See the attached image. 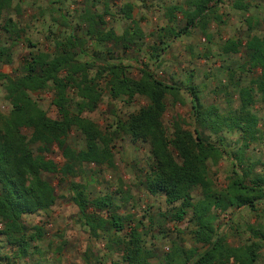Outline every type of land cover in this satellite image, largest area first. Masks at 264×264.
I'll return each instance as SVG.
<instances>
[{"label":"trees","instance_id":"obj_1","mask_svg":"<svg viewBox=\"0 0 264 264\" xmlns=\"http://www.w3.org/2000/svg\"><path fill=\"white\" fill-rule=\"evenodd\" d=\"M14 1L0 0V31L5 38L3 43L0 42V62L4 64L12 62L11 49L23 33L13 18L5 17L13 8L18 12ZM93 1L103 4V12L94 13L92 8L82 12L79 21L84 30L82 26L78 29L84 31L83 36L71 29L64 37L54 40L52 52L30 51L16 73L10 77L0 74V81L5 82V100L10 106L7 113L0 112V236L9 246L16 247L18 257L27 256L29 242L37 240L39 229L36 228L35 236L28 234L22 216L47 210L57 199L54 187L43 175L54 174L62 180L79 176L84 165L111 166L112 142L124 133L132 142L149 145L151 164L144 174L146 191L152 195L162 194L168 206L177 205L163 218L179 223L190 213L189 221L195 225L191 230L195 242L193 248L185 249L172 243L170 249L160 256L143 245L138 228H131L126 239L115 236L114 244L121 246V258L125 264H256L264 248V223L249 225L250 241L232 246L227 242V234L214 227L213 215L230 208L255 212L259 205H264V172L256 170L258 165L264 167V162L246 159L250 145L264 138V121L260 124V118L251 110L257 103L264 105V33L251 35L244 42L237 39L223 44L224 54H236L242 48L245 58L242 70L258 73L250 86L240 88L236 110L223 117L213 107L203 108L195 89L189 88L195 98L192 105L195 127L188 130L183 120L174 117L169 128L163 122L166 97L170 96L173 103L183 105L178 87L158 79L147 66L139 70L138 78H133L121 62L102 59L98 64L91 58L81 59L82 56L89 57L88 41L112 43L116 50H128L143 38L138 27L121 36L107 29L105 16L112 0ZM225 1L186 0L182 7L170 6L167 19L172 21L176 14H180L185 23L174 32L175 38L188 34L192 28L205 31L212 19L220 20L215 14ZM228 1L234 10L249 12L247 0ZM132 12L130 3L120 9V15L130 22ZM246 21L249 27L251 18ZM61 22H66L64 15ZM6 41H9L8 46ZM151 56L158 57L153 53ZM100 80H105L112 100L128 101L136 96L146 100L144 106L126 119H117L114 130L108 133H102L83 116L86 112H93L100 102ZM47 89L53 94L51 104L57 110L56 119L48 117L31 97V94ZM224 128L238 133L239 144L226 187L217 191L209 177L208 163L217 165L226 152L212 143L204 131L219 134ZM24 129L30 132L29 136L22 132ZM72 130L82 136V149L74 150L67 143ZM53 146L61 151L64 159L60 168L46 156ZM244 162L249 165L238 170L237 166ZM197 188L200 199L194 201L192 191ZM70 189L72 201L90 234L119 233L124 230L125 222L130 221L129 216L117 213L118 207L110 195L89 200L83 185L72 183Z\"/></svg>","mask_w":264,"mask_h":264},{"label":"rangeland","instance_id":"obj_2","mask_svg":"<svg viewBox=\"0 0 264 264\" xmlns=\"http://www.w3.org/2000/svg\"><path fill=\"white\" fill-rule=\"evenodd\" d=\"M185 1L112 0L108 15L105 16L107 29L121 36L125 31L138 27L143 38L128 50H116L112 43L88 41L89 57L82 56L81 59L91 58L98 64L102 63V59L121 62L127 74L133 78H138L139 70L147 66L158 79L178 87L179 97L184 102L183 105L175 104L170 96L166 97V112L163 116L165 125L170 128L173 118L178 117L183 120L184 127L192 131L195 127L192 109L195 98L189 88L195 89V95L203 108L213 107L224 117L238 107L240 88L250 86L255 81L258 74L256 71L242 70L245 62L242 48L236 54H224L222 47L227 40L239 39L244 42L251 35L264 33V3L261 0H247L250 4L249 12L242 13L234 10L227 0L217 8L215 16L220 17V20L212 19L213 22L205 31L192 28L188 34L175 38L174 32L185 23L180 14L169 21L166 17L167 9L170 6L182 7ZM125 3L133 5L132 22L120 15V9ZM14 5L18 6V12L13 8L5 17L13 18L23 33L11 49L12 62H0V74L9 77L16 73L30 51L52 52L54 40L64 37L71 29H76L78 35L83 36L84 26L79 16L85 9L92 8L94 13L99 14L103 12V4L93 0H15ZM62 15L65 23L61 22ZM247 18L252 20L249 27ZM78 26H82L83 30H79ZM3 41L5 38L0 31V42ZM6 42L8 46L9 41ZM152 48L157 50L153 51ZM151 53L158 57L152 58ZM98 83L100 102L93 112H86L83 116L92 121L102 133L111 132L117 119H126L146 104V100L139 96L128 101L112 100L105 80ZM4 85L5 82L0 81V112L7 113L10 106L5 100ZM70 95L73 97V93ZM31 97L48 117L58 118L57 110L51 104L53 94L49 89L33 93ZM251 110L262 124L264 105L257 103ZM22 132L26 136L30 134L26 129ZM204 134L226 152L217 165L208 163L209 177L215 190L219 191L226 187L227 178L231 175L233 156L239 144L238 133L224 128L219 134L208 130ZM67 143L74 150L84 147L82 136L75 130L69 133ZM112 144L111 166L84 165L79 176L62 180L54 174L43 175L54 187L56 202L47 210L22 216L28 234L35 236L36 228L39 229L37 240L29 242L27 256L18 257L16 247L9 246L0 236V264H125L121 258V246L114 244V239L115 236L126 239L131 228H138L143 245L157 256L167 252L172 243H178L185 249L195 246L191 234L195 225L189 221L190 213L179 223L164 219L163 216L173 212L177 205H166L162 194H149L144 187V174L151 164L149 145L132 142L124 133L114 138ZM46 156L58 168L64 164L61 151L56 146ZM247 158L250 162H264V138L250 145ZM246 165L249 163L244 162L237 169H243ZM256 170L264 172V167L258 165ZM72 183L83 185L89 200L104 194L110 195L118 207L117 213L130 217V221L125 222L124 230L119 233L98 232L97 236L90 234L72 201ZM200 194L198 188L192 191L194 201L200 199ZM213 219L214 227L227 234L230 245H243L251 239L247 227L258 222L264 223V205H259L255 212L230 208L224 213H215ZM256 264H264V248Z\"/></svg>","mask_w":264,"mask_h":264},{"label":"crops","instance_id":"obj_3","mask_svg":"<svg viewBox=\"0 0 264 264\" xmlns=\"http://www.w3.org/2000/svg\"><path fill=\"white\" fill-rule=\"evenodd\" d=\"M205 40V39H204Z\"/></svg>","mask_w":264,"mask_h":264}]
</instances>
